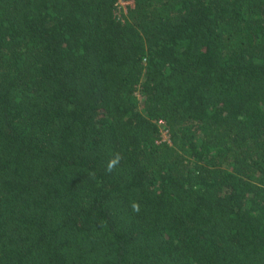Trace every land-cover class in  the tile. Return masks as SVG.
<instances>
[{"label":"trees","instance_id":"16d2710c","mask_svg":"<svg viewBox=\"0 0 264 264\" xmlns=\"http://www.w3.org/2000/svg\"><path fill=\"white\" fill-rule=\"evenodd\" d=\"M118 9L0 0V264H264V0Z\"/></svg>","mask_w":264,"mask_h":264},{"label":"rangeland","instance_id":"374dc122","mask_svg":"<svg viewBox=\"0 0 264 264\" xmlns=\"http://www.w3.org/2000/svg\"><path fill=\"white\" fill-rule=\"evenodd\" d=\"M126 3H128L127 0H118V4H119L118 12L124 10ZM168 136L169 135L167 133H165L164 131H162V137L163 138H167Z\"/></svg>","mask_w":264,"mask_h":264},{"label":"clouds","instance_id":"9594fccd","mask_svg":"<svg viewBox=\"0 0 264 264\" xmlns=\"http://www.w3.org/2000/svg\"><path fill=\"white\" fill-rule=\"evenodd\" d=\"M118 159H119V158L117 157L116 159H114L113 161H111V162L109 163V165H108V170H111V169H112V167L114 166V164L118 162ZM133 209H134V210H138V205L133 204Z\"/></svg>","mask_w":264,"mask_h":264},{"label":"built area","instance_id":"2783aa9c","mask_svg":"<svg viewBox=\"0 0 264 264\" xmlns=\"http://www.w3.org/2000/svg\"><path fill=\"white\" fill-rule=\"evenodd\" d=\"M127 2L128 3H132V0H127ZM161 131H164L165 133H167L169 135V132H168V129L167 128L163 127ZM167 138H169V136Z\"/></svg>","mask_w":264,"mask_h":264}]
</instances>
